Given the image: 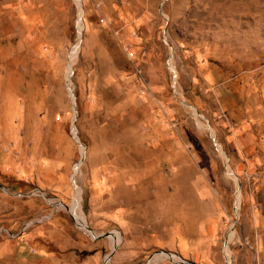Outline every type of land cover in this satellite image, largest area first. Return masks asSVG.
Instances as JSON below:
<instances>
[{
    "label": "rangeland",
    "instance_id": "obj_1",
    "mask_svg": "<svg viewBox=\"0 0 264 264\" xmlns=\"http://www.w3.org/2000/svg\"><path fill=\"white\" fill-rule=\"evenodd\" d=\"M115 244L264 264V0H0V264Z\"/></svg>",
    "mask_w": 264,
    "mask_h": 264
},
{
    "label": "water",
    "instance_id": "obj_2",
    "mask_svg": "<svg viewBox=\"0 0 264 264\" xmlns=\"http://www.w3.org/2000/svg\"><path fill=\"white\" fill-rule=\"evenodd\" d=\"M68 91H69V94H70V98H71V101H72V105H73V108L75 107V103H74V95H73V92H72V89L68 86ZM73 97V98H72ZM74 118H75V114H76V111H75V108H74ZM73 118V119H74ZM73 128H74V126H73ZM75 130V129H74ZM78 143H79V140L76 138L75 139ZM65 208H67L68 210H69V208H70V206H67V205H63ZM84 226H85V228L87 229V230H89V228H88V226L84 223ZM110 234H112V232H109L107 235H110ZM117 244H115L114 246H113V249L106 255V257H105V259H104V264H106L108 261H109V259H110V257H111V255H112V253H113V250H114V248H115V246H116ZM180 263H183V264H185V263H190V264H197V263H195V262H193V261H188V260H180L179 261ZM146 264H147V262H146Z\"/></svg>",
    "mask_w": 264,
    "mask_h": 264
},
{
    "label": "bare ground",
    "instance_id": "obj_3",
    "mask_svg": "<svg viewBox=\"0 0 264 264\" xmlns=\"http://www.w3.org/2000/svg\"><path fill=\"white\" fill-rule=\"evenodd\" d=\"M76 1V0H75ZM79 5H80V3H79ZM69 210H70V212L73 214V215H75L78 219H79V221L81 222V221H83V219H82V217L79 215V214H76V212H75V209L73 208V207H70L69 208ZM118 238V237H117ZM117 243V242H116ZM165 255V257H167L168 255H169V253H167V252H162V254H159V255H157L156 257H155V261H159V260H161L162 259V257ZM174 257V256H173ZM147 264H149V261L147 262Z\"/></svg>",
    "mask_w": 264,
    "mask_h": 264
}]
</instances>
